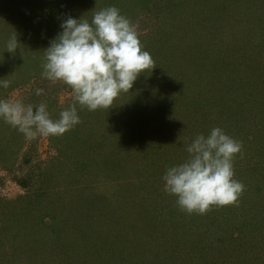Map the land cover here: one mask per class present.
<instances>
[{"label":"rangeland","instance_id":"rangeland-1","mask_svg":"<svg viewBox=\"0 0 264 264\" xmlns=\"http://www.w3.org/2000/svg\"><path fill=\"white\" fill-rule=\"evenodd\" d=\"M110 6L154 67L109 108L77 105L61 136L26 139L0 119V264H264V0H0V99L58 119L73 93L42 77L45 50L68 16ZM214 127L242 144L244 190L188 214L162 177Z\"/></svg>","mask_w":264,"mask_h":264},{"label":"clouds","instance_id":"clouds-1","mask_svg":"<svg viewBox=\"0 0 264 264\" xmlns=\"http://www.w3.org/2000/svg\"><path fill=\"white\" fill-rule=\"evenodd\" d=\"M61 31L45 50L42 77L70 87L73 103L53 119L46 103L25 104L22 100L0 99V119L24 134L26 139L61 136L80 123L77 105L89 111L109 108L123 92H129L141 73L155 61L142 48L136 26L110 6L96 11L91 22L68 16ZM20 42L10 36L6 51L15 53ZM10 81L0 78V88ZM43 88H36L40 96ZM241 142L220 127L208 135H197L186 151L188 158L168 167L162 177L165 191L188 214H205L212 206L234 204L244 190L235 179L233 160Z\"/></svg>","mask_w":264,"mask_h":264},{"label":"trees","instance_id":"trees-1","mask_svg":"<svg viewBox=\"0 0 264 264\" xmlns=\"http://www.w3.org/2000/svg\"><path fill=\"white\" fill-rule=\"evenodd\" d=\"M254 74L257 75L256 72H254ZM186 116H188V115H186ZM200 120H201V118H200L199 120H197V121H200ZM108 236H109V235L106 234V235L103 237V239H108V238H109Z\"/></svg>","mask_w":264,"mask_h":264}]
</instances>
